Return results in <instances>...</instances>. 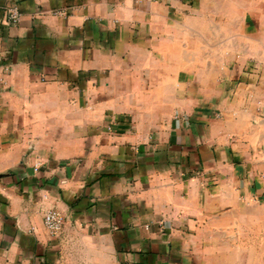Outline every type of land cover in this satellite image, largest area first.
I'll return each instance as SVG.
<instances>
[{
	"label": "crops",
	"instance_id": "crops-1",
	"mask_svg": "<svg viewBox=\"0 0 264 264\" xmlns=\"http://www.w3.org/2000/svg\"><path fill=\"white\" fill-rule=\"evenodd\" d=\"M0 174V264H264V0H0Z\"/></svg>",
	"mask_w": 264,
	"mask_h": 264
},
{
	"label": "built area",
	"instance_id": "built-area-1",
	"mask_svg": "<svg viewBox=\"0 0 264 264\" xmlns=\"http://www.w3.org/2000/svg\"><path fill=\"white\" fill-rule=\"evenodd\" d=\"M21 14L16 6H10L5 10L3 25L17 23ZM43 224L50 234H56L64 224V216L55 209L47 210L43 215Z\"/></svg>",
	"mask_w": 264,
	"mask_h": 264
},
{
	"label": "water",
	"instance_id": "water-1",
	"mask_svg": "<svg viewBox=\"0 0 264 264\" xmlns=\"http://www.w3.org/2000/svg\"><path fill=\"white\" fill-rule=\"evenodd\" d=\"M3 174H0V178L2 177Z\"/></svg>",
	"mask_w": 264,
	"mask_h": 264
}]
</instances>
